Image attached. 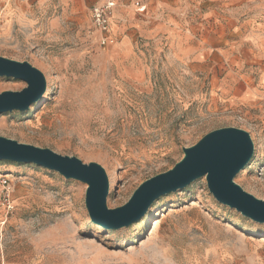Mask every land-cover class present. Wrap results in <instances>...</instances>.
<instances>
[{
    "label": "rangeland",
    "instance_id": "rangeland-1",
    "mask_svg": "<svg viewBox=\"0 0 264 264\" xmlns=\"http://www.w3.org/2000/svg\"><path fill=\"white\" fill-rule=\"evenodd\" d=\"M103 1L0 0V56L47 83L28 110L0 115V136L99 163L114 209L183 148L237 127L254 154L235 182L264 200V0H114L106 45L91 13ZM26 86L0 77V93ZM87 187L0 160V264H264V224L219 203L205 177L120 229L91 221Z\"/></svg>",
    "mask_w": 264,
    "mask_h": 264
},
{
    "label": "water",
    "instance_id": "water-1",
    "mask_svg": "<svg viewBox=\"0 0 264 264\" xmlns=\"http://www.w3.org/2000/svg\"><path fill=\"white\" fill-rule=\"evenodd\" d=\"M0 77L27 83L20 91L0 93V115L26 111L46 92L44 74L31 63L0 56ZM184 157L175 166L144 181L123 206H107L109 178L102 165L85 163L76 156L62 155L50 148L21 143L0 136V160L35 164L56 171L66 179L87 184L86 207L91 221L105 229H120L140 220L150 205L162 195L176 192L205 177L216 200L257 223L264 224V200L245 191L235 182L237 174L250 162L254 143L249 132L223 127L207 133L198 143L183 148Z\"/></svg>",
    "mask_w": 264,
    "mask_h": 264
},
{
    "label": "built area",
    "instance_id": "built-area-1",
    "mask_svg": "<svg viewBox=\"0 0 264 264\" xmlns=\"http://www.w3.org/2000/svg\"><path fill=\"white\" fill-rule=\"evenodd\" d=\"M116 3L114 0H105L102 3L94 5L91 9L92 20L95 27L101 32V42L106 45L110 39V23L115 10ZM2 202L8 211L14 209L12 203L11 190L6 178L2 179Z\"/></svg>",
    "mask_w": 264,
    "mask_h": 264
}]
</instances>
